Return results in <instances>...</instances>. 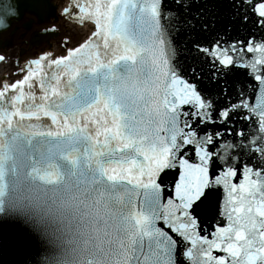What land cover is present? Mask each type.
<instances>
[{
	"label": "snow or ice",
	"instance_id": "1",
	"mask_svg": "<svg viewBox=\"0 0 264 264\" xmlns=\"http://www.w3.org/2000/svg\"><path fill=\"white\" fill-rule=\"evenodd\" d=\"M192 2L72 0L63 14L95 31L33 59L0 106L43 111L142 193L133 264H264V0ZM17 15L0 3V27ZM5 228L21 253L37 243L23 219Z\"/></svg>",
	"mask_w": 264,
	"mask_h": 264
},
{
	"label": "water",
	"instance_id": "2",
	"mask_svg": "<svg viewBox=\"0 0 264 264\" xmlns=\"http://www.w3.org/2000/svg\"><path fill=\"white\" fill-rule=\"evenodd\" d=\"M12 3L18 15L9 18L0 33L20 21L25 12L40 21L56 13L49 0L40 11L29 0ZM190 3V10H195L198 5ZM248 98L254 102L255 92ZM246 124L240 125L245 132ZM0 138V219L16 218L19 203V214L29 216L37 241L24 254L11 246L13 229L0 230V264H133L131 249L138 232L135 217L143 209L142 193L123 180L105 179L89 141L70 133L28 134L16 126L2 127ZM232 138L231 134L225 137ZM72 153L76 155L73 159ZM37 214L45 217V227L36 226Z\"/></svg>",
	"mask_w": 264,
	"mask_h": 264
},
{
	"label": "clouds",
	"instance_id": "3",
	"mask_svg": "<svg viewBox=\"0 0 264 264\" xmlns=\"http://www.w3.org/2000/svg\"><path fill=\"white\" fill-rule=\"evenodd\" d=\"M46 224H47V221H46L45 217L39 216V214H37L36 226L38 228H43L46 226Z\"/></svg>",
	"mask_w": 264,
	"mask_h": 264
},
{
	"label": "bare ground",
	"instance_id": "4",
	"mask_svg": "<svg viewBox=\"0 0 264 264\" xmlns=\"http://www.w3.org/2000/svg\"><path fill=\"white\" fill-rule=\"evenodd\" d=\"M75 29H76V30H81V32L83 33V32L88 31L90 28H88L87 26H85V27H82V28H80V27H75Z\"/></svg>",
	"mask_w": 264,
	"mask_h": 264
}]
</instances>
